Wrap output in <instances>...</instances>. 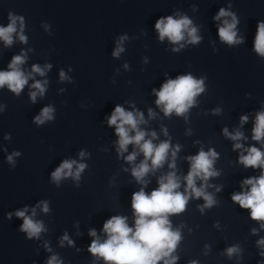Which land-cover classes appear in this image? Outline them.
<instances>
[{
  "label": "clouds",
  "instance_id": "9594fccd",
  "mask_svg": "<svg viewBox=\"0 0 264 264\" xmlns=\"http://www.w3.org/2000/svg\"><path fill=\"white\" fill-rule=\"evenodd\" d=\"M179 15V14H178ZM222 17H231V21L224 19L222 26L218 28V35L222 42L228 45L242 43V39L237 37V19L236 16L221 8L214 17L215 20H221ZM9 23L7 26H0V40L5 46H10L13 43V34H17L22 43L27 42V37L23 35L24 18L16 16L12 13L8 15ZM19 22L20 31L17 33V23ZM155 29L159 34V40L163 41L167 38L173 44H179L182 48L184 45L181 41L188 37V43L197 44L201 37L197 34L198 29L192 26V21L187 16H179L174 18L169 15L159 18L155 23ZM126 36L120 37L117 41V46L113 51L114 57H119L124 51L122 47ZM255 52L264 57V22H258L257 32L254 41ZM173 51H179V48H173ZM26 62V55L22 52L20 55L13 56L8 64V70L0 71V88L5 86L17 96L20 95L29 78L33 73L44 76L47 69L51 65H45L41 68L39 65H33L29 73L22 70V65ZM128 65H125L127 68ZM60 79L65 80L68 77L63 71L60 72ZM47 81H35L31 88L29 96L33 103L36 102L37 96H43L46 91ZM204 80L195 79L191 74L178 76L176 79H168L162 84L157 91L153 89L157 97L155 103L166 116L175 112L178 116L184 115L190 107L195 103V98L204 91ZM219 111V109L215 110ZM54 108L51 106L44 107L40 114L34 117V122L37 125H43L46 121L53 120ZM154 113L149 109V116ZM241 124L248 121V116L240 117ZM146 123L142 112L127 111L124 107L117 104L111 115L107 118L109 127H115L117 140V152L119 155L127 152L128 146L134 145L143 154L144 159L132 168L131 174L136 181L142 185H146L145 177L152 171L162 167L168 157L170 151V143L164 141L157 144L153 143L152 139L145 137L150 135L153 139L156 138V133H148L142 130L139 126ZM134 133V134H133ZM223 134L233 141H240L243 138V133L236 131L230 133L227 128L223 130ZM165 135L167 131L165 130ZM9 137L6 136L5 139ZM252 139L261 141L264 139V111L257 112L253 127ZM234 149L243 147L240 143L234 144ZM179 151V146L171 151L173 162L169 164V168H175V157ZM247 155L241 154L239 162L245 168H259L261 174L259 177H249L242 182L241 187L248 186L247 191L234 193L231 197L232 201L237 203L242 209L250 210L251 219L261 223L264 228V152L256 147L246 149ZM20 155L19 152L13 153L7 157L9 162H13V156ZM86 153L81 151L79 156L81 159ZM137 152L125 157L126 161L132 163L136 160ZM218 153L213 149L205 152L201 149L196 155L190 156L187 159L190 162V168L187 175L183 178L186 182L184 192L178 191L180 188V178L175 171H169L166 175L158 179V188L146 193L142 187L139 191L134 192L131 198V206L134 213V227H130L127 222V217L114 215L103 224V232L106 234V239L101 241L95 229L89 231V235L93 237L88 251L98 258H102L105 264H175L178 257L174 256L179 241L181 240L180 231L173 230L169 216L182 213L190 198H203L205 201L201 208L212 207L216 201L212 194L207 193L205 188L208 186L207 181L210 177L218 176L219 173L213 169L214 161L217 159ZM149 161L151 162L149 164ZM87 167L84 163H78L77 160L65 159L54 171L51 172V179L59 185L64 178L71 177L79 181L81 173ZM197 180L203 181L200 187H197ZM220 189L217 188V191ZM44 213H48L49 207L47 201H41L40 205ZM28 209L18 210L15 215L23 220L20 230L27 233L29 239L39 238L40 234L46 231L43 222L34 220L35 208L32 210V215H26ZM11 213L8 218H11ZM256 230L253 229L255 234ZM63 241H68L71 245L73 242L65 234L62 237ZM257 245L264 247V239L257 241ZM47 247V246H46ZM50 250V249H49ZM227 254L231 257L239 252L238 247H229ZM264 256V252L261 253ZM47 264H61L55 255H53ZM191 264H196L195 261Z\"/></svg>",
  "mask_w": 264,
  "mask_h": 264
}]
</instances>
